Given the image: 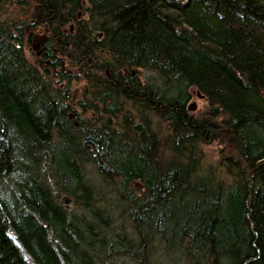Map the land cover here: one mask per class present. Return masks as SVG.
Here are the masks:
<instances>
[{
	"label": "trees",
	"instance_id": "obj_1",
	"mask_svg": "<svg viewBox=\"0 0 264 264\" xmlns=\"http://www.w3.org/2000/svg\"><path fill=\"white\" fill-rule=\"evenodd\" d=\"M162 263L264 264V0H0V264Z\"/></svg>",
	"mask_w": 264,
	"mask_h": 264
},
{
	"label": "rangeland",
	"instance_id": "obj_2",
	"mask_svg": "<svg viewBox=\"0 0 264 264\" xmlns=\"http://www.w3.org/2000/svg\"><path fill=\"white\" fill-rule=\"evenodd\" d=\"M38 36H45V35L37 34L36 37H38ZM33 41L34 42L31 43V50L35 54H32V52H30L31 54L29 53V57H30L31 60H33L32 58L35 57L34 55H38V53H40V52H41V54H43V52H44V47H43L44 44H43V42L38 41L37 38H35ZM35 46H37V49L34 48ZM147 76L149 78H154L155 75L152 74V73H147ZM194 96H195V98L189 103V105L191 106V104L195 103L197 108H196V111H194L195 113L194 112H190V113L194 114L195 116L202 115L207 110V104L204 101V99H201V98L197 97L196 95H194ZM217 147H219V146H217ZM206 150H207L206 153H207L208 159L213 158L214 156H213L212 149H210V148L207 149V147H206ZM215 150H216V147H215ZM216 157H217V155H216ZM116 199L118 200V198L115 197V196L110 197V205L108 206V210L109 211H113L112 219L107 220V221H103L102 220L101 223L103 225H105L106 227H109L110 231L113 232L112 235L113 236H115V235L118 236V238H117L118 240L122 238L123 241L125 240V241H127L130 244L129 247L134 246L133 245L134 241H132V240H134L133 239L134 238L133 228H132V226H130L131 223L129 221V215H128V214H130V209H129L130 205H128V203H126L125 201L119 203V202H117ZM105 206H106V204H103V205H101V208L103 209V208H105ZM72 208H73V210H75L74 206ZM77 214L79 216H81L82 212L80 211ZM160 251H161V247H160V243H158L157 246L155 247L154 254L159 259L162 258V255H161L162 253Z\"/></svg>",
	"mask_w": 264,
	"mask_h": 264
},
{
	"label": "water",
	"instance_id": "obj_3",
	"mask_svg": "<svg viewBox=\"0 0 264 264\" xmlns=\"http://www.w3.org/2000/svg\"><path fill=\"white\" fill-rule=\"evenodd\" d=\"M38 37H39V38H37V40L43 42V44H44L45 41H46V39H47V37H46V36H38ZM40 37H41V38H40ZM34 48L37 49V46H35ZM38 55H41V52L38 53ZM198 97L201 98V95L198 94ZM196 108H197V107H196V104L194 103V104H192V105L189 107V111H190V112H194V111H196ZM62 205H63L64 208H66V209H68V210H71L72 207L74 206V201H73L70 197L65 196V197L62 198Z\"/></svg>",
	"mask_w": 264,
	"mask_h": 264
},
{
	"label": "bare ground",
	"instance_id": "obj_4",
	"mask_svg": "<svg viewBox=\"0 0 264 264\" xmlns=\"http://www.w3.org/2000/svg\"><path fill=\"white\" fill-rule=\"evenodd\" d=\"M34 37V36H33ZM38 38V37H37ZM33 40V39H32ZM34 42V41H33ZM194 98H195V96H194ZM195 101V100H194ZM192 105V104H191ZM190 106V105H189ZM189 108V107H188ZM189 110V109H188ZM212 112V111H211ZM195 113V112H194ZM213 113V112H212ZM199 115H197V117H198ZM201 116V115H200ZM207 116V115H206ZM198 118H202V117H198ZM215 118H216V116H215ZM218 118V117H217ZM193 119H195V118H193ZM203 119V118H202ZM204 119H206V118H204ZM207 119H209V118H207ZM212 119H214V118H212ZM196 121V120H195ZM201 122H203V121H201ZM200 122V123H201ZM207 122V121H206ZM210 122V121H209ZM212 122V121H211ZM198 123V122H197ZM208 123V122H207ZM213 124V123H212ZM34 149V148H33ZM35 152V151H34ZM121 154V153H120ZM125 154V153H124ZM127 155V154H126ZM125 155V156H126ZM106 161V160H105ZM103 166V165H102ZM78 169V168H77ZM84 170V169H83ZM104 171V170H103ZM79 172V171H78ZM81 172V171H80ZM102 172V171H101ZM110 174V173H109ZM113 176V175H112ZM110 177V176H109ZM115 177V176H114ZM99 179V178H98ZM113 179H115V178H113ZM85 180V179H84ZM102 181V180H101ZM98 182H100V181H98ZM113 182V181H112ZM107 183V182H106ZM111 183V182H110ZM118 185V184H117ZM64 188V187H63ZM120 190V189H119ZM66 193V192H65ZM75 193V192H74ZM78 193V192H77ZM68 194V193H67ZM80 194V193H79ZM120 194V193H119ZM70 195V194H69ZM60 199V198H59ZM93 202V201H92ZM112 203V202H111ZM109 204V203H108ZM90 205V204H89ZM88 206V205H87ZM90 207V206H89ZM110 208V207H109ZM75 209V208H74ZM85 209V208H84ZM108 209V208H107ZM76 210V209H75ZM72 211V210H71ZM81 211V210H80ZM107 211H109V210H107ZM106 211V212H107ZM105 212V213H106ZM76 213V212H75ZM99 216V215H98ZM76 217V216H75ZM131 226V225H130ZM89 228V227H88ZM93 229V228H92ZM95 230V229H94ZM120 230V229H119ZM91 231V230H90ZM129 231V230H128ZM122 234V233H121ZM96 240V239H95ZM122 262V261H121Z\"/></svg>",
	"mask_w": 264,
	"mask_h": 264
},
{
	"label": "flooded vegetation",
	"instance_id": "obj_5",
	"mask_svg": "<svg viewBox=\"0 0 264 264\" xmlns=\"http://www.w3.org/2000/svg\"><path fill=\"white\" fill-rule=\"evenodd\" d=\"M43 47H44V45H43Z\"/></svg>",
	"mask_w": 264,
	"mask_h": 264
}]
</instances>
